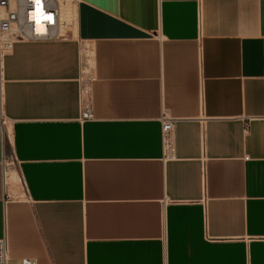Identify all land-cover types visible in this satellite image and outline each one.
Instances as JSON below:
<instances>
[{"label":"crops","instance_id":"0c3cea01","mask_svg":"<svg viewBox=\"0 0 264 264\" xmlns=\"http://www.w3.org/2000/svg\"><path fill=\"white\" fill-rule=\"evenodd\" d=\"M74 3L0 64L10 261L264 264V0Z\"/></svg>","mask_w":264,"mask_h":264},{"label":"built area","instance_id":"2783aa9c","mask_svg":"<svg viewBox=\"0 0 264 264\" xmlns=\"http://www.w3.org/2000/svg\"><path fill=\"white\" fill-rule=\"evenodd\" d=\"M60 0H0V64L2 57L9 51L14 41L50 40L62 38ZM40 27L43 31H38ZM80 121L92 119L87 87L80 88ZM160 140L162 158H173V127L175 120L164 114L160 117ZM6 118L3 114L2 96L0 92V124ZM6 167L17 168V161L10 149L8 158L4 160ZM10 261L5 237L0 238V264ZM20 264H36L28 258Z\"/></svg>","mask_w":264,"mask_h":264},{"label":"rangeland","instance_id":"374dc122","mask_svg":"<svg viewBox=\"0 0 264 264\" xmlns=\"http://www.w3.org/2000/svg\"><path fill=\"white\" fill-rule=\"evenodd\" d=\"M66 4H69V6L71 7L70 8L71 12L64 16V13L66 12V11H64V7ZM60 6H61L62 13L64 12L63 14L61 13V18H62L61 33L64 34V32L67 29L73 28L74 16H75V3H74V0H60ZM13 182L15 183V185H17L19 191L21 190V193H22V189H21L20 184H19V178L17 177L16 172L14 174ZM8 264H19V262L16 260H11V261H9Z\"/></svg>","mask_w":264,"mask_h":264},{"label":"bare ground","instance_id":"6f19581e","mask_svg":"<svg viewBox=\"0 0 264 264\" xmlns=\"http://www.w3.org/2000/svg\"><path fill=\"white\" fill-rule=\"evenodd\" d=\"M71 7L69 6V4H66L65 5V7H64V11H66L65 13H64V16L66 15V14H69L70 12H71V9H70ZM61 13H62V11H61ZM62 13V14H63ZM37 30L38 31H43V29L42 28H40V27H38L37 28ZM10 176V175H9ZM8 178H10V177H8ZM7 179V178H6ZM10 180V179H9ZM18 242V241H17ZM18 245H20L19 243H17ZM34 244V243H33ZM16 247H18V246H16ZM21 247V246H20ZM16 253V252H15ZM12 256V255H11ZM10 257V256H9ZM15 257V256H14ZM11 258H13V257H11Z\"/></svg>","mask_w":264,"mask_h":264},{"label":"snow or ice","instance_id":"6c2138e0","mask_svg":"<svg viewBox=\"0 0 264 264\" xmlns=\"http://www.w3.org/2000/svg\"><path fill=\"white\" fill-rule=\"evenodd\" d=\"M37 3H39V0H37Z\"/></svg>","mask_w":264,"mask_h":264}]
</instances>
